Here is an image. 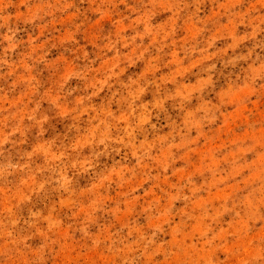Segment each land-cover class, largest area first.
<instances>
[{
  "label": "rangeland",
  "instance_id": "374dc122",
  "mask_svg": "<svg viewBox=\"0 0 264 264\" xmlns=\"http://www.w3.org/2000/svg\"><path fill=\"white\" fill-rule=\"evenodd\" d=\"M0 264H264V0H0Z\"/></svg>",
  "mask_w": 264,
  "mask_h": 264
}]
</instances>
